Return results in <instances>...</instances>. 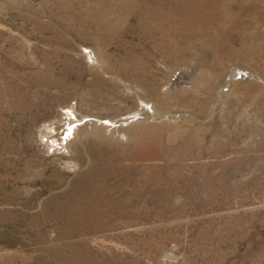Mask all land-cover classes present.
<instances>
[{"label":"rangeland","instance_id":"374dc122","mask_svg":"<svg viewBox=\"0 0 264 264\" xmlns=\"http://www.w3.org/2000/svg\"><path fill=\"white\" fill-rule=\"evenodd\" d=\"M0 264H264V0H0Z\"/></svg>","mask_w":264,"mask_h":264}]
</instances>
